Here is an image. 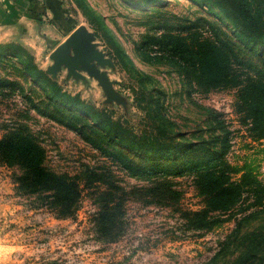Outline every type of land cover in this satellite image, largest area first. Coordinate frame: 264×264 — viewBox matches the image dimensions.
<instances>
[{"label":"rangeland","instance_id":"obj_1","mask_svg":"<svg viewBox=\"0 0 264 264\" xmlns=\"http://www.w3.org/2000/svg\"><path fill=\"white\" fill-rule=\"evenodd\" d=\"M208 2L85 0L87 18L62 0L56 15L39 4L0 21V138L31 135L44 165L82 189L60 215L17 191L19 170L0 160V264H264V138L237 112L236 90L211 87L181 52L207 37L234 69L262 68L264 43ZM79 29L84 47L69 42ZM27 60L78 102L45 91ZM115 133L155 141L140 149ZM224 163L244 176L241 195L212 228L194 229L189 213L206 201L198 175Z\"/></svg>","mask_w":264,"mask_h":264},{"label":"trees","instance_id":"obj_2","mask_svg":"<svg viewBox=\"0 0 264 264\" xmlns=\"http://www.w3.org/2000/svg\"><path fill=\"white\" fill-rule=\"evenodd\" d=\"M75 1L87 18L93 16L85 0ZM135 1L149 3L155 0ZM193 1L200 5L210 4L209 0ZM217 2L223 10L226 8L230 11V20L239 31L241 38L256 44L264 43V0H217ZM106 36L112 38L107 31ZM181 46L183 57L194 59L197 64L198 78L207 80V84L211 87L236 90L237 112L242 120H246L248 122L246 124L250 125L254 138H264V66L261 68L248 63L245 68L234 69L230 52L213 44L207 37H202V43L198 45V48L196 47L197 49L187 44ZM256 57L264 58V51L257 53ZM25 64H27L26 72L38 84H44L45 91L66 102H78L75 96L66 92L44 70L34 65L32 60L25 61ZM114 137L140 149L152 148L150 144L155 141L154 137H148L146 139L148 143H141L140 138H134L130 134L122 136L115 133ZM0 160L14 165L19 170L16 177L17 191L28 196H35L41 206L60 215L66 216L76 211L82 189L67 175L57 174L44 165L43 150L31 135L15 132L0 138ZM224 165L226 170L209 169L198 175L197 188L206 201L203 209L189 213L187 221L194 229L212 228L218 222L217 216L228 212L229 207L241 195L240 186L243 184L244 176L234 178L233 174L237 171L227 163ZM128 167L131 171H140V169ZM112 197L111 202H115L113 205L119 203L117 207L121 208V200L114 201L115 193ZM120 221L118 220L117 223Z\"/></svg>","mask_w":264,"mask_h":264},{"label":"crops","instance_id":"obj_3","mask_svg":"<svg viewBox=\"0 0 264 264\" xmlns=\"http://www.w3.org/2000/svg\"><path fill=\"white\" fill-rule=\"evenodd\" d=\"M62 0H0V5L6 6L7 11L0 10V21H8L9 19L27 16L32 12L34 6L39 4H50L52 14L56 15L57 9L55 4L61 3ZM9 17V18H8Z\"/></svg>","mask_w":264,"mask_h":264},{"label":"water","instance_id":"obj_4","mask_svg":"<svg viewBox=\"0 0 264 264\" xmlns=\"http://www.w3.org/2000/svg\"><path fill=\"white\" fill-rule=\"evenodd\" d=\"M69 42L73 43V44H79L81 47H84L86 44V39L83 35V30L79 29L77 31H75L70 37H69ZM64 47L61 46L59 47V49L57 50V53H61V51H63Z\"/></svg>","mask_w":264,"mask_h":264}]
</instances>
